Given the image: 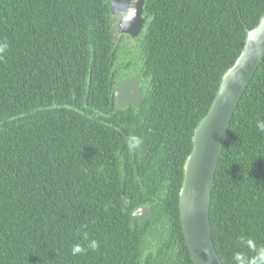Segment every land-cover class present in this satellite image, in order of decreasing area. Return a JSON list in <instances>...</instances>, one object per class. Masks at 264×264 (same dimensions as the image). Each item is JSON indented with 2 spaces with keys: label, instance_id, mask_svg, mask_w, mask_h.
Segmentation results:
<instances>
[{
  "label": "trees",
  "instance_id": "1",
  "mask_svg": "<svg viewBox=\"0 0 264 264\" xmlns=\"http://www.w3.org/2000/svg\"><path fill=\"white\" fill-rule=\"evenodd\" d=\"M111 0H0V264H194L179 195L194 132L264 0H147L144 100L114 112ZM264 60L237 106L212 190L224 264H264ZM142 140L129 148L131 137ZM148 206L152 216L132 212ZM96 241L98 247L89 244ZM82 253L73 255L72 247Z\"/></svg>",
  "mask_w": 264,
  "mask_h": 264
},
{
  "label": "water",
  "instance_id": "2",
  "mask_svg": "<svg viewBox=\"0 0 264 264\" xmlns=\"http://www.w3.org/2000/svg\"><path fill=\"white\" fill-rule=\"evenodd\" d=\"M147 0H111L112 16H119L121 34L137 38L147 26ZM246 41L234 65L224 74L219 91L207 115L194 132L193 149L186 160L179 195L180 219L194 264H224L213 239L210 219L212 190L222 149L225 146L237 106L264 60V15L254 29H246ZM144 91L140 76L127 79L115 89L114 112L140 108ZM152 216L148 206L132 212V222Z\"/></svg>",
  "mask_w": 264,
  "mask_h": 264
},
{
  "label": "rangeland",
  "instance_id": "3",
  "mask_svg": "<svg viewBox=\"0 0 264 264\" xmlns=\"http://www.w3.org/2000/svg\"><path fill=\"white\" fill-rule=\"evenodd\" d=\"M114 41L117 51V61L120 64L116 84L121 86L127 79L139 74L142 66V36L132 38L130 35L121 34L118 30L119 16H112ZM168 236V230L163 219L155 220L151 224L148 236L142 246V259L146 262L152 259V264H173L172 257L167 253H162L160 248L163 247Z\"/></svg>",
  "mask_w": 264,
  "mask_h": 264
},
{
  "label": "clouds",
  "instance_id": "4",
  "mask_svg": "<svg viewBox=\"0 0 264 264\" xmlns=\"http://www.w3.org/2000/svg\"><path fill=\"white\" fill-rule=\"evenodd\" d=\"M6 47H7V45L0 46V50H3V48H6ZM257 126L260 129V131H264V122H258ZM141 143H142V140L140 138L133 136L130 138L128 146L130 149L134 150L137 147H139L141 145ZM89 247L93 250L96 249L98 247L97 242L94 240L91 241L89 244ZM83 251H84V248L81 245H74L72 247V254L73 255L82 253Z\"/></svg>",
  "mask_w": 264,
  "mask_h": 264
},
{
  "label": "flooded vegetation",
  "instance_id": "5",
  "mask_svg": "<svg viewBox=\"0 0 264 264\" xmlns=\"http://www.w3.org/2000/svg\"><path fill=\"white\" fill-rule=\"evenodd\" d=\"M127 36H129V35H127ZM118 87V86H117Z\"/></svg>",
  "mask_w": 264,
  "mask_h": 264
}]
</instances>
